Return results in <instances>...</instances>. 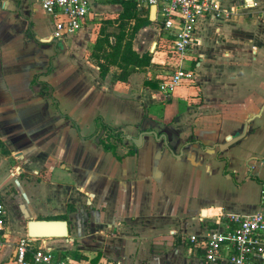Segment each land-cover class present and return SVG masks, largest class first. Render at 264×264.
Masks as SVG:
<instances>
[{
    "label": "crops",
    "instance_id": "0c3cea01",
    "mask_svg": "<svg viewBox=\"0 0 264 264\" xmlns=\"http://www.w3.org/2000/svg\"><path fill=\"white\" fill-rule=\"evenodd\" d=\"M233 1L222 0L230 17L198 24L183 62L197 85L166 95L160 85L177 64L151 8L139 7L153 23L133 49L152 63L123 81L118 67L102 78L91 57L104 22L123 11L116 0H94L83 29L61 45L38 0H0V195L7 211L0 264H15L29 221L57 219L69 223L68 238L36 245L77 264H206L205 250L187 237L230 224L219 215L264 213V48L255 45L247 56L254 46L247 35L264 32L237 22L254 18L264 0ZM213 21L224 24L211 32ZM35 80L49 89L41 94ZM97 118L123 134L114 152L105 150ZM247 126L242 140L220 150ZM147 132L165 135L175 155L150 134L135 146ZM226 255L218 264H228Z\"/></svg>",
    "mask_w": 264,
    "mask_h": 264
},
{
    "label": "built area",
    "instance_id": "2783aa9c",
    "mask_svg": "<svg viewBox=\"0 0 264 264\" xmlns=\"http://www.w3.org/2000/svg\"><path fill=\"white\" fill-rule=\"evenodd\" d=\"M43 10L54 19L53 38L66 41L83 29L94 0H38ZM102 1V0H98ZM135 3L138 7L156 8L160 28L171 40L170 53L177 67L160 85L166 95L177 88L195 86L196 73L185 68L183 62L195 45L198 24L202 19L223 20L233 10L223 8L222 0H116ZM248 7V5H247ZM6 206L0 195V262L4 248L3 231L6 223ZM228 219L229 225L218 227L204 234L187 237L190 245H201L205 250V263L218 264L226 251L228 264H254V258L264 259V213L250 215H219ZM36 238L25 237L16 247L15 264H77L64 252L37 246ZM79 264V263H78Z\"/></svg>",
    "mask_w": 264,
    "mask_h": 264
},
{
    "label": "trees",
    "instance_id": "16d2710c",
    "mask_svg": "<svg viewBox=\"0 0 264 264\" xmlns=\"http://www.w3.org/2000/svg\"><path fill=\"white\" fill-rule=\"evenodd\" d=\"M116 2L122 5L123 11L115 21L104 22L91 57L100 68L102 78L109 74L111 67H118L121 70L118 79L126 81L135 69L150 66L152 63L151 56H141L133 49V41L143 27L153 22L150 20L149 9L143 11L132 2ZM115 24L118 25L117 28L111 30L110 27ZM50 71L51 69L48 73ZM34 84L40 85L41 94L49 89L45 82L35 80ZM96 125L104 132L102 144L105 150L114 152L117 141L124 138L123 134L105 124L102 118H97Z\"/></svg>",
    "mask_w": 264,
    "mask_h": 264
},
{
    "label": "water",
    "instance_id": "95a60500",
    "mask_svg": "<svg viewBox=\"0 0 264 264\" xmlns=\"http://www.w3.org/2000/svg\"><path fill=\"white\" fill-rule=\"evenodd\" d=\"M36 2L37 0H31V4H34ZM155 18H156V8L151 7V19L155 20ZM53 42L57 45H61V42L58 40H53ZM248 127L249 126H247L244 129L243 133L240 134V136L235 138L229 137L227 142L220 146V150L224 151L229 147H231L232 145L239 142L240 140H242L248 133L247 132ZM145 134L153 135L158 141L163 140L167 148H169L172 154L175 155L173 149L171 148V145L167 140V137L163 134H158L157 132L143 133L138 139H133L132 141L135 144V146L140 147L142 145L143 137ZM27 228H28V236L36 239H55V238L65 239L68 238L70 234L69 223L66 220H31L28 222Z\"/></svg>",
    "mask_w": 264,
    "mask_h": 264
},
{
    "label": "rangeland",
    "instance_id": "374dc122",
    "mask_svg": "<svg viewBox=\"0 0 264 264\" xmlns=\"http://www.w3.org/2000/svg\"><path fill=\"white\" fill-rule=\"evenodd\" d=\"M225 4H228L229 7L231 5H236V3L233 0H228V3H225ZM240 5L243 6L242 2ZM242 8H239V6H237L236 9H240L242 11ZM256 10H258V11H257L256 15L254 16V18H252V19L251 18H244L243 21H237V22L242 23V24H248V26H253L254 28H255V25H259V26H261V30L263 29V32H264V5L263 6L260 5ZM246 12H247L246 14L248 16L249 11H246ZM153 19H154V16H153ZM221 24H224V22L213 21V24L211 25L213 28L210 31L213 32L214 28L218 25L220 26ZM247 36H248L247 41L251 40L250 42L253 41V43H254L253 44L254 46H252V47H251V45H249V51L247 52V56H249L251 58L252 56H254L253 52H254L255 45H258L259 47L264 48V33H258V34L253 33V34H250ZM250 48H251V53H250ZM261 177H264V174H262ZM263 191H264V189H263ZM258 198H261V192H258ZM200 201L207 203L208 201H210V199L207 198L206 196H200ZM67 255L69 258L73 259L70 254H67ZM95 263L96 262H93V264H95Z\"/></svg>",
    "mask_w": 264,
    "mask_h": 264
}]
</instances>
